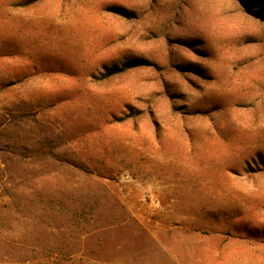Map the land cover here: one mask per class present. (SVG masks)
I'll return each mask as SVG.
<instances>
[{"label":"rangeland","instance_id":"374dc122","mask_svg":"<svg viewBox=\"0 0 264 264\" xmlns=\"http://www.w3.org/2000/svg\"><path fill=\"white\" fill-rule=\"evenodd\" d=\"M26 1L0 0V264H264V0Z\"/></svg>","mask_w":264,"mask_h":264},{"label":"trees","instance_id":"16d2710c","mask_svg":"<svg viewBox=\"0 0 264 264\" xmlns=\"http://www.w3.org/2000/svg\"><path fill=\"white\" fill-rule=\"evenodd\" d=\"M28 1H33V0H28ZM28 1L23 2V3H27ZM120 11H121V13L126 14V12L124 10H120ZM137 64H138V61H132V62H128L125 66L115 65L112 67H108L106 72H104V74L102 75V77H108L110 75L122 72V71L126 70L127 68L136 66Z\"/></svg>","mask_w":264,"mask_h":264},{"label":"crops","instance_id":"0c3cea01","mask_svg":"<svg viewBox=\"0 0 264 264\" xmlns=\"http://www.w3.org/2000/svg\"><path fill=\"white\" fill-rule=\"evenodd\" d=\"M18 19L15 17L14 19L13 18H4L2 21H4V25H6L7 23H8V26H10V24H13V21H14V24L16 25L17 24V21ZM7 30V28H5V31ZM31 30V29H30ZM224 249H218V250H216V252H215V258H214V262L216 263V264H225L226 263V259H225V255L226 254H223L224 253ZM221 254H223V256L221 255ZM220 255H221V257H220ZM180 264H182V263H180Z\"/></svg>","mask_w":264,"mask_h":264}]
</instances>
